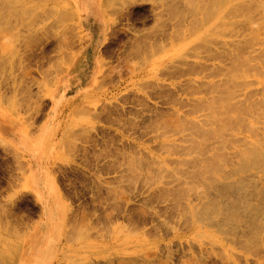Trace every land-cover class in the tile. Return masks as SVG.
Segmentation results:
<instances>
[{
    "label": "rangeland",
    "instance_id": "1",
    "mask_svg": "<svg viewBox=\"0 0 264 264\" xmlns=\"http://www.w3.org/2000/svg\"><path fill=\"white\" fill-rule=\"evenodd\" d=\"M98 4L95 84L55 117L86 11L0 0V122L34 142L29 161L0 133V264L41 197L62 220L50 264H264V0Z\"/></svg>",
    "mask_w": 264,
    "mask_h": 264
},
{
    "label": "bare ground",
    "instance_id": "2",
    "mask_svg": "<svg viewBox=\"0 0 264 264\" xmlns=\"http://www.w3.org/2000/svg\"><path fill=\"white\" fill-rule=\"evenodd\" d=\"M73 1L76 7L79 8V6L81 5L82 8L85 9L86 11L87 21L85 22V28L89 34L90 40H89L88 45L85 46L83 50H81L78 54H76L71 62L69 61L70 64L68 66V69H67L68 71H67V75L65 76V79H62L60 82H59L60 80L59 79L57 80L55 84H56V91L57 90L65 91L67 90V88L73 87V85H76L77 88L80 87L79 89L80 92H84V91H87L90 87H92L95 84L94 74L98 66L97 52L103 42L102 21H101V15L99 11L98 0H72V2ZM65 60H67V56L65 57ZM152 64L155 65L156 63L152 62ZM63 68L59 67L58 69L63 72V70L66 69V68L64 69ZM51 74H54V73L52 72L50 73L49 76L51 77V80L48 79L46 81L47 83L50 81L47 87H49V84H52V82L54 81L52 79L55 77V75H51ZM41 177L42 176H37L38 179H40ZM41 194L42 196H44L42 191H41ZM41 199H42V203L44 202L43 208H44L45 220L40 225L35 227V229L30 234L26 235L23 240H21L22 242L21 249H20L21 254H19L18 264H50L51 252L55 251L53 247L50 246L49 244L48 231H49V228H51L53 225H59L60 223H62L61 214L59 213V205L57 204V202H54V201H50V203L48 204L47 203L48 201L45 202V200L42 197ZM0 238L2 239V237ZM42 248H43V251L45 252H41ZM13 252H15L14 254H16L17 252H19V249L17 252L16 251H13ZM48 252H49V255L47 254ZM11 256H14V255L11 254ZM13 258L15 257H12L9 260V262H12V261L14 262ZM133 263L135 264V262H131V264Z\"/></svg>",
    "mask_w": 264,
    "mask_h": 264
},
{
    "label": "crops",
    "instance_id": "3",
    "mask_svg": "<svg viewBox=\"0 0 264 264\" xmlns=\"http://www.w3.org/2000/svg\"><path fill=\"white\" fill-rule=\"evenodd\" d=\"M84 17H85V15L83 13V18ZM87 35H89V34H87ZM88 41H89V38H88ZM103 44H104V41H103L102 45ZM102 45L100 46V52H101ZM86 92L87 91H85L81 94H84ZM70 100H72V99H71L69 93H65L63 90H59V91L57 90L56 93H54V97H51V100H50L51 101L50 102V115L56 117L61 106ZM3 124H5V125H3ZM22 125L23 124L20 123V125L16 129V131H14L12 128V125H7L6 123H4L2 121V122H0V133L2 134V137L4 138V140H6V142H8V143L14 145L15 147L19 148L20 150H22L23 153H25L26 156L29 158V161H31L30 155H29L27 149L30 148L32 146V143H34V142L31 139H29L28 137H26V136L24 137V135L21 133L22 128H23ZM35 160H37V159H35ZM40 162L43 163V161H40ZM39 172L41 174L46 175V177H42V180H45L47 178V170H39ZM50 172H51L52 180L55 184V188L57 190L56 183H55L54 177L52 175V171L50 170Z\"/></svg>",
    "mask_w": 264,
    "mask_h": 264
}]
</instances>
